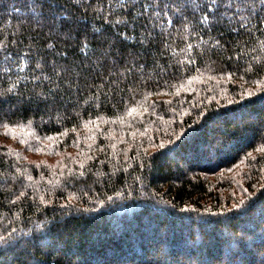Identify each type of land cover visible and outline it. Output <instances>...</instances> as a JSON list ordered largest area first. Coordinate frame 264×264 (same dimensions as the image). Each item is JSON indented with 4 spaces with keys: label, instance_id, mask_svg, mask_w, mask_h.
<instances>
[{
    "label": "trees",
    "instance_id": "trees-1",
    "mask_svg": "<svg viewBox=\"0 0 264 264\" xmlns=\"http://www.w3.org/2000/svg\"><path fill=\"white\" fill-rule=\"evenodd\" d=\"M59 2L63 27L0 0V91L55 97L0 125V264H264L261 0ZM109 43L123 62L82 74Z\"/></svg>",
    "mask_w": 264,
    "mask_h": 264
},
{
    "label": "snow or ice",
    "instance_id": "snow-or-ice-1",
    "mask_svg": "<svg viewBox=\"0 0 264 264\" xmlns=\"http://www.w3.org/2000/svg\"><path fill=\"white\" fill-rule=\"evenodd\" d=\"M6 5L0 4V7H5ZM138 6L142 8L140 15H147L149 9L152 10V15L154 19H159L162 12L171 11L173 16L179 15L181 12L187 10L186 3H182V0H151L150 3H142L138 5L136 0H127L126 5H122L121 7H127L128 9H135ZM24 7L26 8L27 15L31 16L33 19H37L39 21H43L44 19H50L52 24L55 25L57 21L60 22V26L63 27L67 25L68 21L66 18L62 19L61 17H66L67 15H71L67 10L63 7V5L59 2V0H25ZM75 7H79V3L75 5ZM88 7H91L89 4ZM257 7L256 0H207V3L203 5V16L202 18L207 20L210 16L214 15L217 10H222L224 13L231 12L234 16L239 14L241 9L246 10L249 14H252L253 8ZM19 11V9H16ZM259 10L264 12V0H261L259 5ZM50 13V15H49ZM128 15H132L133 20L139 19L138 16L129 13ZM220 19H224L223 16ZM125 26L127 24V20L121 21ZM168 23H172L171 18L168 19ZM97 35L96 33L93 34ZM98 39L103 38L105 43H108L106 37H104L103 33H100L97 36ZM5 45L0 44V48H5ZM191 47V45H189ZM112 44H108V48L104 51H100L94 54L97 57V62H93L90 66L80 65L78 66L79 71L83 73H89L92 71L93 67L97 70L99 67L106 66L108 64L109 57L115 62L112 66L115 67L116 64L122 63L124 57L116 56L111 51ZM10 55V53L8 54ZM5 60L8 59L6 55ZM37 69L41 68L40 64L36 65ZM11 71L10 68L5 69V72ZM132 72V68L125 66L124 73ZM37 81L40 80V77L35 78ZM44 79H48V77H44ZM59 94L57 93L56 96ZM27 103L34 104L37 109L40 106H48L51 103H55V97L50 98L45 92H32L29 94L28 98L25 99L24 94L21 90L16 88L15 86L7 88L3 91H0V125L4 127H9L12 125L13 121L8 116V113L11 112L18 104ZM7 106V107H5ZM40 227V225H37Z\"/></svg>",
    "mask_w": 264,
    "mask_h": 264
}]
</instances>
